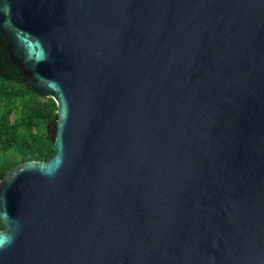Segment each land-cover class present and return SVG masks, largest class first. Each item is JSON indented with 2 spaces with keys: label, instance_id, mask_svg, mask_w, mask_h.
I'll list each match as a JSON object with an SVG mask.
<instances>
[{
  "label": "water",
  "instance_id": "obj_1",
  "mask_svg": "<svg viewBox=\"0 0 264 264\" xmlns=\"http://www.w3.org/2000/svg\"><path fill=\"white\" fill-rule=\"evenodd\" d=\"M57 107L0 182V264H264V0H0Z\"/></svg>",
  "mask_w": 264,
  "mask_h": 264
},
{
  "label": "trees",
  "instance_id": "obj_2",
  "mask_svg": "<svg viewBox=\"0 0 264 264\" xmlns=\"http://www.w3.org/2000/svg\"><path fill=\"white\" fill-rule=\"evenodd\" d=\"M6 47L0 35V182L22 163L55 155L50 129L57 119L55 102L26 84Z\"/></svg>",
  "mask_w": 264,
  "mask_h": 264
},
{
  "label": "clouds",
  "instance_id": "obj_3",
  "mask_svg": "<svg viewBox=\"0 0 264 264\" xmlns=\"http://www.w3.org/2000/svg\"><path fill=\"white\" fill-rule=\"evenodd\" d=\"M5 243H10V241H0V247H2Z\"/></svg>",
  "mask_w": 264,
  "mask_h": 264
}]
</instances>
